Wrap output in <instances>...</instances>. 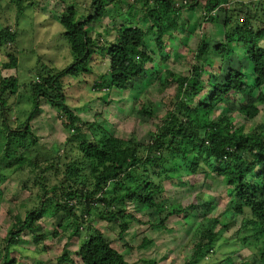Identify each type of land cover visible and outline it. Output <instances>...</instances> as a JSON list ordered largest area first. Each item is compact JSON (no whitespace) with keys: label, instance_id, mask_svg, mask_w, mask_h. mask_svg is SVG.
Segmentation results:
<instances>
[{"label":"rangeland","instance_id":"obj_1","mask_svg":"<svg viewBox=\"0 0 264 264\" xmlns=\"http://www.w3.org/2000/svg\"><path fill=\"white\" fill-rule=\"evenodd\" d=\"M102 1L107 7L105 15L100 17L97 12L98 2L94 0H0V81L2 78H11L19 86V94L11 97L8 91L7 94H0V98L8 101L11 107L10 110L6 108L8 115L13 110L23 112L20 122L12 119L9 124L8 128L12 131L0 119V254L3 255L7 248L11 256L18 258L17 264H47L55 261L64 251L75 254L87 234L93 235L88 229V225H91L103 232L110 244L130 264H242L253 253L257 255L255 245L263 239L259 235L260 231L256 234V240L253 233L240 228L242 223L251 218L250 212L247 211L245 215L235 212L236 200L228 197L222 179L215 181L209 177L205 180L202 175L194 178L187 171L180 170L179 164L170 154L168 159L171 163H167L160 172V181H163L160 199L167 209L191 204L196 205L195 209H189L180 216H172L163 224L161 220L165 212L160 213L135 203L129 210L136 219L120 238L119 226L98 219L97 210L92 211V217L87 218L82 215V206L78 205L79 224L83 225L80 234L70 241L69 232L53 237V230L59 224L74 222V219L62 213L53 214V205L46 193L54 185L69 183L65 174L67 164L78 157L79 152L68 143L72 129L69 125L67 127L66 121L62 125L60 110L52 107L46 99H41L34 119L26 122L33 108L30 96L36 90V84L74 62L61 23L70 8L76 11V21H87L90 15L95 17L87 21L85 29L93 40V47L105 49L100 52V56H94L91 60L94 74L65 76L58 84L66 97L65 103L79 117L78 124L82 125L90 139L109 138L120 144H127L130 140L147 143L159 131L162 121L174 112L177 82L172 79L190 75L198 44L206 41L215 47L225 43L228 32L233 33L242 27V18L253 24L256 33L264 28V0H247V5H250L248 9L236 3L231 4L230 7L236 9L229 10L233 18H227L229 12L223 8L215 10L217 20L213 23L204 20L205 14H209L206 8L209 0H199V4L193 3L196 0H167L172 5V11L167 13L168 18L165 20L167 28L165 24L155 26V18L150 17V14H158L163 6L162 0ZM242 8V14L251 9L252 18H237L238 9ZM173 10L178 15L173 14ZM134 25L146 31L147 37L142 49L152 61L145 63V77L133 80L127 90L108 87L106 80L109 78L111 59L108 47L116 42L120 27L127 30ZM160 28H165L161 40ZM3 31L7 35H1ZM260 45L264 47V41ZM13 57L16 63L12 61ZM216 60L219 61L214 62V69L218 71L220 68L219 76H206L204 81L209 93L202 94V99L207 98L212 91L208 81L216 79L217 82H223L229 67L240 69L252 82L253 65L246 59L242 45L235 47V53L223 65L220 59ZM142 62L140 59L139 63ZM245 98L237 95L225 100L209 118L219 120L228 117L233 126L243 127L245 133L264 131L263 106H260L261 111L257 117L249 119L240 109L256 100L252 98L246 102ZM23 124H26L25 128H22ZM15 129H18L17 133L13 131ZM9 138L11 140L7 145ZM20 154L30 159L37 155L40 158L37 170L32 166L19 167L16 157ZM50 161L58 163V167L54 166L49 172L44 171ZM201 182H206L207 186L197 188ZM41 202L49 209L48 215L34 233L26 232L18 245H10L8 233L12 229L15 215L24 218L29 211L40 207ZM215 219L219 223L215 224ZM205 228L212 229L219 238L212 250L192 261L195 244ZM37 232L45 233L47 238L35 245L33 237ZM244 239L249 244L245 245ZM35 248L38 254H35ZM2 255L0 263L3 262ZM31 258L36 259L30 262ZM76 259L78 264H82Z\"/></svg>","mask_w":264,"mask_h":264},{"label":"trees","instance_id":"obj_2","mask_svg":"<svg viewBox=\"0 0 264 264\" xmlns=\"http://www.w3.org/2000/svg\"><path fill=\"white\" fill-rule=\"evenodd\" d=\"M162 1H164L163 6L158 10V14H150V17L155 18V26L165 24L167 28L165 20L168 18L167 13L172 11V5L167 0ZM94 2H98V15L104 16L107 7L105 3L102 0H94ZM246 2L247 0H209L206 6L209 14H205L204 20L215 22L217 20L215 10L222 8L226 12L236 11L235 8L230 7L233 3L248 9L250 5ZM193 3L199 4V0ZM243 8L238 9L237 18L241 16L252 18V10L249 9L242 14ZM172 13L178 15L175 10ZM75 15V9L70 8L69 13L64 15L61 21L74 56V62L62 70L53 69L56 71L55 74L45 78L42 83L36 84L37 88L30 96L33 108L26 122L34 119L35 113L39 111L41 99H46L52 107L60 110L62 125L64 126L66 121L67 127L69 125L72 129L68 143L76 148L77 153L79 152V156L72 159L69 164L65 162L68 167L65 174L69 183L54 185L46 193V197L52 202L53 214L62 213L74 219V222L59 224L53 230V237L57 238L69 232L68 241H70L80 234L83 225L79 224L78 205L82 206V215H86L87 218L92 217V211L97 210L98 219L109 225L119 226L120 238L136 219L129 210L135 203L160 213L165 212L161 220L163 224L172 216H180L189 209H195V204L167 209L160 199L163 193L160 172L170 162L168 159V154H170L172 159L179 164L180 170L187 171L194 178L202 175L205 180L209 177L215 181L222 179L226 194L236 200L235 212L240 215H245L247 211L250 212L251 218L242 223L240 228L253 233L256 240L258 231L263 237L255 245L257 255L253 253L250 256L252 259L248 258L242 264H264V131L256 134L245 133L243 127L233 126L228 117H222L219 120L209 118L218 105L237 95L246 97V102L252 98L256 100L240 109V112L249 119H254L259 115L260 106L264 108V47L260 45L264 41V28L256 33L253 24L242 18L240 19L242 27L233 33L228 32L225 43L213 47L206 41H200L190 75L176 78L175 75L173 76L172 80L177 82L174 112L162 121L163 124L158 127L159 131L154 133L147 143L130 140L127 144H120L117 140L109 138L90 139L89 135L83 131L82 125L78 124L79 117L65 103L66 97L58 84L59 80L65 76L79 77L81 74H94L91 60L94 56H100V52L105 49H95L93 40L85 29L87 21H92L95 17L90 15L87 21H76ZM227 18H233V13L229 12ZM227 23L228 20H226ZM120 28L121 32L116 42L108 47V55L111 59L109 78L106 81L108 87L127 90L133 80L145 77V63H151L152 60L147 58L142 49L147 37L146 31L135 25L127 30L124 27ZM165 28L159 29L160 40L162 30ZM5 34L7 35V32H1V35ZM238 45L244 47L246 59L253 65L252 82L249 81V76L240 69L229 67L223 82H217L216 79L208 81L207 84L212 91L207 98L202 99V94L209 93L204 81L206 76H216V78L219 76L220 68L218 71L214 69V62L220 59L221 63H219L223 65L232 57ZM14 57L17 59L16 56ZM14 57L12 61L16 63ZM140 59L143 60L142 63H139ZM6 66L9 67V64ZM206 67L211 69L208 70ZM51 71L50 73H53ZM0 82V94H7L8 91L11 97L19 94L18 83L14 79L2 78ZM0 101V119L9 129L8 126L12 123V119L21 121L23 112L19 109L13 110L11 111L12 117L6 112V108L11 109L8 101L2 98ZM14 114L17 116L14 117ZM25 125L23 124L22 128H25ZM18 129L13 131L17 133ZM10 140L11 138L7 140V145ZM175 152H177L176 155H174ZM23 156L24 154H20L16 157V161L20 164L19 167L32 166L37 170L40 158L37 155H34L33 159ZM65 158L67 159L68 155ZM54 166L58 167V163L50 161L44 171L49 172V169ZM200 186L205 188L207 184L201 182L196 187ZM46 207L41 202L40 207L29 211L24 218L16 214L12 229L8 233V243L18 245L22 235L26 232L34 233L49 213ZM213 222L219 223L216 219ZM88 229L93 235L87 234L85 241L78 245L75 254L64 251L55 261L47 264H78L76 258L82 264H130L110 244L103 232L91 225H88ZM200 235V240L195 244L192 261L212 250L219 238V235L209 228L203 229ZM46 238L45 233L37 232L33 237L34 244L38 245ZM244 244H249L248 240L244 239ZM143 245L146 244L143 243ZM45 249L47 250V247ZM34 251H36L35 254L39 253L37 248ZM17 259L11 256V252H7L6 248L1 258L3 262L0 264H17ZM32 259L36 258L29 259L30 262ZM150 264H157V262Z\"/></svg>","mask_w":264,"mask_h":264}]
</instances>
